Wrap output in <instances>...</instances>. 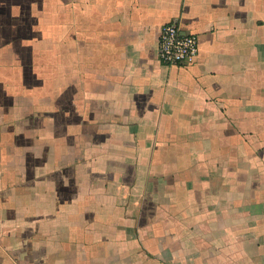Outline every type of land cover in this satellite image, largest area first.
<instances>
[{"label":"crops","instance_id":"crops-1","mask_svg":"<svg viewBox=\"0 0 264 264\" xmlns=\"http://www.w3.org/2000/svg\"><path fill=\"white\" fill-rule=\"evenodd\" d=\"M0 264H264V0H0Z\"/></svg>","mask_w":264,"mask_h":264},{"label":"built area","instance_id":"built-area-1","mask_svg":"<svg viewBox=\"0 0 264 264\" xmlns=\"http://www.w3.org/2000/svg\"><path fill=\"white\" fill-rule=\"evenodd\" d=\"M199 53L196 36L184 33L179 25H166L159 41V56L166 66L192 65Z\"/></svg>","mask_w":264,"mask_h":264}]
</instances>
